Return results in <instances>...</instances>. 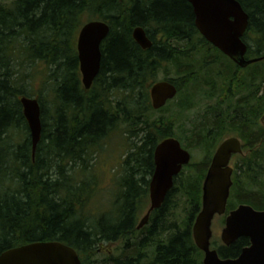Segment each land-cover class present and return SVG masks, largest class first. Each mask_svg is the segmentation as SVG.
<instances>
[{"label":"trees","instance_id":"16d2710c","mask_svg":"<svg viewBox=\"0 0 264 264\" xmlns=\"http://www.w3.org/2000/svg\"><path fill=\"white\" fill-rule=\"evenodd\" d=\"M239 1L250 16L243 37L246 57L264 56V0ZM195 19L187 0H0V254L28 243L61 241L78 251L83 264H203L193 226L208 168L226 132L238 134L244 145L234 158L227 211L242 203L264 209V59L239 67L206 40ZM92 20L107 22L110 33L102 44L101 71L87 90L77 39ZM138 26L146 29L151 48L134 39ZM170 63L181 75L164 80L175 83L178 94L154 109L151 86ZM39 78L41 90L35 93ZM47 87L53 94L50 120ZM22 96L38 98L42 108L35 156ZM171 106L180 113L203 111L189 129V144L180 139L201 158L182 169L163 205L139 229L155 148L175 137L177 125L174 109L168 118L153 114ZM120 125L129 149L119 193L111 210L93 213L88 202L96 182L86 177H95L89 162ZM16 129L22 132L19 140L12 136ZM117 241L123 243L120 254L96 259L102 245ZM249 244L241 237L215 247L229 258Z\"/></svg>","mask_w":264,"mask_h":264},{"label":"water","instance_id":"95a60500","mask_svg":"<svg viewBox=\"0 0 264 264\" xmlns=\"http://www.w3.org/2000/svg\"><path fill=\"white\" fill-rule=\"evenodd\" d=\"M194 9L195 22L200 33L213 46L221 50L238 66L245 68L261 61L264 56L247 58L248 44L243 37L249 26V14L239 0H187ZM110 33V25L103 20L85 23L78 34L77 49L82 83L88 90L99 75L102 66V44ZM134 39L144 49L153 41L146 29L138 26L133 31ZM178 94L177 85L168 80L155 82L150 89L154 109L164 107ZM23 113L30 129L33 156L42 139V108L38 98H20ZM243 152L239 137H229L216 150L208 168L202 195V208L194 226L193 236L197 247L204 252L203 264H264V209L250 204H240L226 217L221 238L230 246L241 237H248L250 245L243 248L237 257L225 258L212 247L213 221L216 215L227 211L234 167V154ZM192 160L191 152L176 137H168L155 148V170L150 180L151 200L147 214L138 228L146 225L154 210L159 209L175 184V178ZM0 264H83L78 251L61 241H39L13 247L0 254Z\"/></svg>","mask_w":264,"mask_h":264},{"label":"rangeland","instance_id":"374dc122","mask_svg":"<svg viewBox=\"0 0 264 264\" xmlns=\"http://www.w3.org/2000/svg\"><path fill=\"white\" fill-rule=\"evenodd\" d=\"M10 0H7L9 2ZM12 1V0H11ZM215 50L211 52L213 55H217V58L219 61L222 62V66H225V59L221 56H218L217 52H214ZM200 52V50L198 51ZM182 69H184L182 67ZM169 75L171 77H179L181 74L178 72L177 66L174 63L167 64L165 67H163L158 74L159 80H164L165 76ZM35 93H38L41 90V79H37L35 81L34 89ZM53 94L47 87L46 89V98H45V104L48 108V120L52 118V114L54 112L53 105L51 103ZM216 97H214V100ZM214 100H209V102H213ZM173 109L175 112H177V118L175 120V123H177L175 127V137H177L179 140L181 139L185 144H189V129L193 128L194 123L196 124L198 120H201L200 117H202L203 111H201L198 108L192 109L190 112L180 113L179 110L175 106H171L170 109L164 111V112H156L153 114V118L160 119L161 117L168 118L172 112ZM125 126L120 125L118 129L113 131L110 136L107 138L106 141H104L103 144H100V147H98V151L93 155L92 160H90V171L89 173L94 174L95 177H88L86 176L90 182H94L95 180V187L96 192L92 198L89 199V207L92 209L93 213H100L103 214L108 210H111L113 208V202L116 199L117 194L119 193V183H120V177L123 173V162L124 158L127 154V151L129 149V141L125 135ZM12 136L16 139H21L22 132L19 129L12 131ZM223 137L220 139V141L231 137L236 136L239 137L236 133H229L226 132V135L223 134ZM240 138V137H239ZM184 139V140H183ZM221 141V142H222ZM191 148V147H190ZM190 148L188 150L192 153V160L198 161L201 158V155L197 152H193ZM231 165L235 167V160L231 162ZM78 174V173H77ZM85 177V178H86ZM142 210L139 214L138 221L140 222L141 219L147 214L150 205V195L148 194L142 202ZM225 216L226 215H218L215 217L213 221V238H212V245L213 247H217L218 245H222L223 241L221 238L222 230L225 226ZM145 226V225H144ZM143 226V227H144ZM141 229V228H139ZM123 246L122 241H117L115 243H106L105 245H102L100 248L99 254L96 256V259L98 261H104L106 257L110 254H120L121 247ZM215 247V248H216ZM204 254L202 256V262H203Z\"/></svg>","mask_w":264,"mask_h":264},{"label":"flooded vegetation","instance_id":"af4514ba","mask_svg":"<svg viewBox=\"0 0 264 264\" xmlns=\"http://www.w3.org/2000/svg\"><path fill=\"white\" fill-rule=\"evenodd\" d=\"M215 48H216V47H215ZM217 49H218V48H217ZM170 137H171V136H170ZM173 137H174V136H173ZM231 137H234V136H231ZM235 137H236V136H235ZM176 138H177V137H176ZM228 138H229V137H228ZM226 139H227V138H226ZM240 140L242 141L241 138H240ZM223 141H225V139H224ZM223 141H222V142H223ZM222 142H221V143H222ZM221 143H220V144H221ZM220 144H219V145L217 146V148L215 149V152H216V150L218 149V147L220 146ZM242 144H243V141H242ZM186 149H187V148H186ZM215 152H214V154H215ZM243 153H244V145H243V152H242V153H238V154H234L233 157H232V159H231V162L233 161V159L235 158L236 155H241V154H243ZM191 154H192V153H191ZM213 156H214V155H213ZM212 158H213V157H212ZM211 162H212V161H211ZM225 215H226V216H225V220H226L227 214H225ZM225 222H226V221H225ZM148 223H149V221H148ZM148 223H147V224H148ZM147 224H146V225H147Z\"/></svg>","mask_w":264,"mask_h":264}]
</instances>
